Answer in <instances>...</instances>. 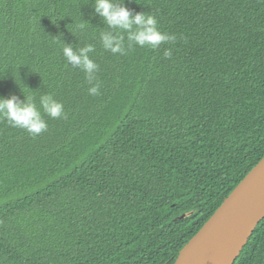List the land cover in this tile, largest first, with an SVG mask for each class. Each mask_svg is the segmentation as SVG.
I'll return each mask as SVG.
<instances>
[{
    "label": "trees",
    "instance_id": "obj_1",
    "mask_svg": "<svg viewBox=\"0 0 264 264\" xmlns=\"http://www.w3.org/2000/svg\"><path fill=\"white\" fill-rule=\"evenodd\" d=\"M123 3L176 40L112 54L93 0H0V97L66 115L0 119V264H174L264 157V0ZM234 264H264V220Z\"/></svg>",
    "mask_w": 264,
    "mask_h": 264
},
{
    "label": "clouds",
    "instance_id": "obj_2",
    "mask_svg": "<svg viewBox=\"0 0 264 264\" xmlns=\"http://www.w3.org/2000/svg\"><path fill=\"white\" fill-rule=\"evenodd\" d=\"M94 13L98 15L103 23L107 25L106 31L100 33V41L104 50L112 54L125 53V35L127 46L140 47L151 46L156 49L161 43L174 42L175 35L161 33L157 27L158 21L151 14L137 12L133 13L124 5L123 0H93ZM83 24L79 25L83 28ZM94 51V46L89 44L74 51L70 45L62 48V54L73 67L80 68L85 74L89 83L95 79L94 74L98 71V65L90 58L89 53ZM165 57L171 56V50L164 52ZM100 85L92 83L88 89L90 95L99 94ZM43 114L55 119L66 118L63 104L58 102L50 94L42 95L39 99V108L32 98L24 100L12 95L0 97V119L6 120L13 127L25 129L33 136L40 134L47 129Z\"/></svg>",
    "mask_w": 264,
    "mask_h": 264
},
{
    "label": "water",
    "instance_id": "obj_3",
    "mask_svg": "<svg viewBox=\"0 0 264 264\" xmlns=\"http://www.w3.org/2000/svg\"><path fill=\"white\" fill-rule=\"evenodd\" d=\"M263 220L264 157L181 249L174 264H234Z\"/></svg>",
    "mask_w": 264,
    "mask_h": 264
}]
</instances>
